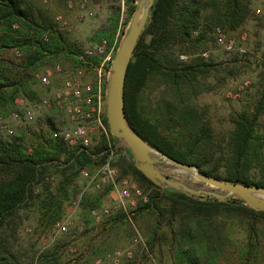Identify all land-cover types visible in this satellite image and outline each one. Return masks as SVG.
<instances>
[{
	"label": "trees",
	"instance_id": "obj_1",
	"mask_svg": "<svg viewBox=\"0 0 264 264\" xmlns=\"http://www.w3.org/2000/svg\"><path fill=\"white\" fill-rule=\"evenodd\" d=\"M125 4L131 14L135 0H125ZM247 13L246 0H155L127 68L124 110L140 136L173 158L195 164L209 176L264 186V92L251 109L235 112L231 128L217 137L200 111L197 97L205 91V78L212 71H231L224 63L200 55L181 61L177 54L185 46H204L216 25L239 26ZM117 22L118 18L112 31L106 29V37L101 38L111 42L108 38L114 36ZM44 34L47 40L42 38ZM14 47L23 49L26 56L17 66L19 70L0 60V107L5 113L17 95L30 93V98H37L32 73L43 58L65 48L59 30L33 9L31 0H0V50ZM150 85L161 90L152 113L140 107L142 93ZM103 121L107 126L106 117ZM24 140L22 134L0 136V264L18 261L5 234L17 210L40 198L41 219L52 226L61 218L70 182L82 168L106 157L94 159L105 144L80 150L51 132L37 137L31 150ZM129 167L150 187L148 201L138 205V212L150 210L157 219L166 217L174 264H216L233 243L231 227L237 223L246 231L245 241L237 248L238 263L255 264L264 258V211L238 198L196 199L153 183L133 162ZM253 170L259 174L256 179L250 176ZM55 173L60 178L52 187L47 182ZM41 184H45V194L41 192L44 188L36 190ZM39 257L47 259L43 253Z\"/></svg>",
	"mask_w": 264,
	"mask_h": 264
},
{
	"label": "rangeland",
	"instance_id": "obj_2",
	"mask_svg": "<svg viewBox=\"0 0 264 264\" xmlns=\"http://www.w3.org/2000/svg\"><path fill=\"white\" fill-rule=\"evenodd\" d=\"M246 1L248 3V13L239 26L230 28L216 25L212 29L213 33H210L211 38L207 40L204 46L198 49H189L185 46L177 51L181 61L200 55L205 60L224 63L226 66L223 67L231 71L230 74L221 69L212 71L205 78V91L197 97L199 109L211 123L217 137L226 134L231 128L230 119L235 112L251 109L258 102L260 94L264 92V0ZM31 2L35 11L42 12L44 18L51 19L62 36L65 48L62 53L48 55L45 59L43 58L35 72L32 73L33 78H30L33 80L32 88L36 91L37 98H30V93L25 98L37 103L35 106L36 119L30 124L19 128L17 132V134L23 135L27 150L32 149L37 137L40 135L48 136L51 132V130L48 131V128L60 130L69 125L59 108L54 104L43 106L39 103V98L42 95H48L51 87L60 84L63 75L77 66L76 55L84 47L92 46L101 37H106L103 31L106 29L112 31L113 21L118 18L114 36L112 38L107 37L111 41H108L111 48V59L106 60L102 69V84L105 83V86H107V76L112 58L127 30L133 13L128 14L125 0H88L86 8L92 13L79 20L78 7L75 5L69 7L66 0H31ZM256 8L260 9L259 13H255ZM57 14L62 16V20L65 22L64 25H60L55 21V15ZM216 28H221L227 37H236L239 43L246 48V53L239 54L226 51L216 40ZM242 33L246 34L245 40L240 39ZM16 50L20 52L19 56L16 55ZM205 52L206 55H204ZM181 55L184 57H181ZM25 56L26 53L23 49L15 47L0 50V60H4L8 64L11 63V67L15 65L16 69L14 70H19L17 66L21 64ZM98 60L100 61V58ZM56 62L62 67L63 73L55 74L51 85L42 86L35 78V73L46 66H53ZM14 70L11 72L12 77L16 76ZM95 77V70L85 68L83 77L85 80L94 81ZM160 96L161 90L150 85L142 93L143 100L140 101V107L142 106L141 108L152 113L155 108L154 103ZM102 109L103 119L106 117V93ZM262 118H264V106ZM105 127L111 144L114 146L111 160L118 171V182L120 183L123 178H126L139 184L145 191H149L150 187L141 183L129 167L131 162L134 164L129 149L120 139L110 133L108 124ZM98 145L104 146L94 159L106 156L105 161L110 151L105 150L107 141L103 135L95 137L89 149L92 150ZM101 161L84 168L92 171L104 162ZM161 166L164 167L163 169L167 173L183 179L193 186L211 188L210 185L184 172L171 169L166 164ZM250 176L256 179L259 174L256 170H253ZM59 178L60 174L55 173L47 183L54 187ZM85 181L79 172L69 184V196L64 201L61 215L63 217L71 212V225L68 233L59 234L56 237L52 236V226L47 225L46 221L41 219L40 198H35L28 206H22L17 210L5 231L8 242L18 258L17 264H81L84 260L89 261L91 264H97L98 260L100 261L98 264H113L105 260L106 252L112 249L125 250L129 248L133 251V257H123L119 264H174L171 251V234L166 223V217L157 219L153 211L138 212V208L136 209L134 222L153 254L155 260L152 261L146 258L143 252H140V245L133 243L135 231L118 207L115 199L118 195L117 190L111 191L110 188L107 190L109 186L99 190L88 189L81 195L77 208L71 211V202L80 195ZM44 186L45 184H41L36 187V190L44 188L41 192L45 194L46 188ZM105 206L110 208L111 213L96 221L91 214V210ZM231 238L233 243L228 246L227 251L216 264H239L237 248L245 241L246 231L237 223L231 227ZM42 253L47 255L45 261H41L39 257ZM255 264H264V258Z\"/></svg>",
	"mask_w": 264,
	"mask_h": 264
},
{
	"label": "built area",
	"instance_id": "obj_3",
	"mask_svg": "<svg viewBox=\"0 0 264 264\" xmlns=\"http://www.w3.org/2000/svg\"><path fill=\"white\" fill-rule=\"evenodd\" d=\"M87 1L88 0H66L69 7H73L74 5L78 7L79 20L92 13L86 8ZM259 12L260 9L256 8L255 13ZM55 21L60 25L65 24L62 20V16L59 14L55 15ZM215 35L218 43L221 44L226 51L239 54L246 53V48L239 43V40L234 36L227 37L221 28H216ZM42 38L47 40V34H44ZM240 39L245 40L246 34L242 33ZM110 51L111 48L106 38H101L92 46L84 47L83 50L76 55L80 64L64 74L60 84L51 87L48 95H42L39 98V103L43 106L54 104L62 111L69 122V125L60 130L50 129L53 136H60L68 146L83 150L90 147L95 137L103 135L107 141L105 150L110 151L106 160L92 171L86 168L80 170V175L86 181L80 195L71 202L72 207L70 210L72 211L77 208L81 200V195L88 189L99 190L109 186L111 191L117 190L118 195L115 199L117 200L118 207L120 211L124 213L125 218H127L135 231L133 243L140 245V252H143L146 258L154 261L153 254L134 222V216L138 205L148 201V191H145L136 182L126 178H123L120 183L118 182V171L111 160L114 146L111 144L108 131L102 119V104L107 91V86L105 90L103 89L102 69L106 60L111 59ZM206 54L205 52L204 55ZM16 55H20L18 50H16ZM94 57L100 58V61L95 63L93 60ZM181 57L184 56L181 55ZM85 68H91L96 71L94 81H88L83 78ZM61 73H63V69L60 64L56 62L53 66H46L41 71L36 72L35 78L42 86L47 87L51 85L53 76ZM36 104L37 103L34 101H29L23 96H17L14 99L13 107L6 113L0 107V136L16 135L19 128L35 121ZM110 213V208L106 206L91 210V214L96 221L101 220L104 215H109ZM71 216V212H68V214L52 224L51 232L53 237L70 231ZM133 255V251L130 248L125 250L112 249L106 252L104 258L113 264H119L123 257L132 258ZM99 262L98 260L96 263L98 264ZM81 264L91 263L84 260Z\"/></svg>",
	"mask_w": 264,
	"mask_h": 264
},
{
	"label": "water",
	"instance_id": "obj_4",
	"mask_svg": "<svg viewBox=\"0 0 264 264\" xmlns=\"http://www.w3.org/2000/svg\"><path fill=\"white\" fill-rule=\"evenodd\" d=\"M155 0H136L129 25L112 58L106 91V120L110 133L132 154L134 164L153 183L175 189L196 199L238 198L243 204L264 211V186L226 181L201 172L197 165L184 163L148 143L130 125L124 110V82L138 39L148 21ZM202 181L211 188L196 187L167 173L161 166Z\"/></svg>",
	"mask_w": 264,
	"mask_h": 264
}]
</instances>
